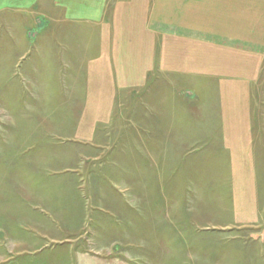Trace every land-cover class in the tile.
I'll list each match as a JSON object with an SVG mask.
<instances>
[{"label": "crops", "instance_id": "1", "mask_svg": "<svg viewBox=\"0 0 264 264\" xmlns=\"http://www.w3.org/2000/svg\"><path fill=\"white\" fill-rule=\"evenodd\" d=\"M248 10L245 0H210L205 15L198 0H0V96H16L0 107L16 112L3 124L16 142L91 146L78 157L111 180L83 190L52 185L49 201L31 204L46 213L21 221L31 234L17 241V257L54 244L68 257L62 264H89L90 256L119 264L142 221L140 239L157 238L164 263L182 264V240L198 234L200 192L214 232L226 238L261 226L264 17ZM123 109L125 135H109ZM216 156L226 168L184 166L187 157ZM81 239L88 245L73 247ZM251 254L249 264H264V248ZM227 256L222 264L247 262L245 252Z\"/></svg>", "mask_w": 264, "mask_h": 264}, {"label": "rangeland", "instance_id": "2", "mask_svg": "<svg viewBox=\"0 0 264 264\" xmlns=\"http://www.w3.org/2000/svg\"><path fill=\"white\" fill-rule=\"evenodd\" d=\"M198 1L205 15L206 4L208 1L210 2V0ZM243 1L244 0H226V6L228 7L239 3L243 5ZM245 4L247 8L250 9L248 10V14H254L251 15V17H254V20L260 16L259 12H263L262 16L264 17V0H245ZM254 8H256V10L251 11L254 10ZM40 19L43 20L41 16ZM13 95L14 94L0 96V107L4 106L10 108L11 104L16 101V96ZM41 101L43 100L40 99L37 102ZM14 113L16 112L6 111L4 113L0 111V264L66 263V261H68L67 255L56 254L59 252L57 251L59 247L54 244H50L49 247L39 254L17 257L15 255L17 252L15 247L17 241L26 240L31 234V232L28 231L30 229L25 226L26 224H22V219L27 220L31 216L46 213V209L43 206L34 208L31 204L39 200L49 201L53 193V191L51 192L49 190L52 185L61 183L74 184L80 185L83 190L86 183L102 182L103 185L106 186L110 184L109 181L111 180L105 175H103L102 180H100V172L97 171L99 166H95L94 162H87L86 164L82 157H78L80 151L82 152L87 148L92 149L91 146H86L75 140L57 141V139H55L56 141H51L49 138L41 141H33L30 139L24 141L25 138L21 137L23 140L19 139V142L14 141L11 136L14 131L13 127L9 126L7 123L3 124V122L7 121L9 116L12 117ZM122 113L123 120H116L114 122L113 127L109 129V135L111 133H116L114 136L116 137L119 135L118 138L125 135V116L127 111L123 109ZM108 145L106 146L107 150H110V147L113 150H117V143L115 147H113L112 143ZM119 146H121V144H119ZM61 154H70L73 158L68 160L64 159L63 161L65 163L62 164V158L58 157ZM186 159H188V161H184V166L192 165L193 167L199 168L211 166L227 167L226 159L217 156L208 159L201 157H187ZM108 160L109 154L104 157L103 162H107ZM86 166L88 174L86 173L85 175L84 170ZM255 166L264 168V158L255 160ZM65 167H69V169ZM62 168H65V170H62ZM104 171L109 173L107 168L104 169ZM119 181L121 182L122 180ZM220 193L223 195L227 192L223 190ZM259 193L263 210L262 214L264 215V191H260ZM65 194L66 198L72 197L71 192H65ZM206 203L210 204V200L206 197V192H200L199 213L197 215L198 224H194L193 226H198V234L196 236L193 232V236L191 237L190 235V237H188L186 235H189L191 232L189 233V231L185 230L184 236H186V238L182 240L184 249L182 264H207L208 258L213 259L212 264H222L223 259L230 251L237 253L239 251L245 252V261H249L248 263L246 262V264H249L251 262L250 260L253 258V254L251 253H254L257 248H264V222L260 227L234 231L227 236L225 235V238L223 235L214 232L217 229H212V224L206 220L208 217L207 207L205 206ZM224 210L230 211L227 208ZM224 210H216L215 216H222V211ZM219 216L216 218H219ZM136 227L137 225L135 226L136 247L133 250L129 249L131 252L130 256L124 254L123 258H120L119 264H168L164 263L166 255L163 256L162 254V243L159 245V240H157V238H150V240L140 239L145 238L144 230L139 229L140 227L142 229L144 228V223L142 221L138 224V229H136ZM210 230L211 232H209ZM235 234L237 236L240 235L241 238L231 240L229 236ZM142 241L148 242L147 249L141 244ZM167 241L168 243L173 242L172 240ZM83 243L87 244V242L81 239L73 245V247L82 246ZM140 248L145 249L140 250ZM167 256L170 257V255ZM71 257L76 260L75 255ZM77 257L79 258V256ZM192 257L195 260L197 259L198 262L191 261ZM89 258V264H96L92 262L91 256ZM99 264L103 263L99 262Z\"/></svg>", "mask_w": 264, "mask_h": 264}]
</instances>
